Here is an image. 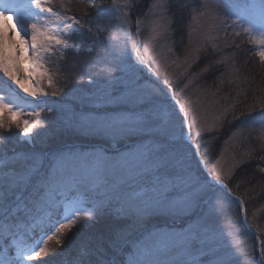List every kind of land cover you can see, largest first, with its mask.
Instances as JSON below:
<instances>
[{
    "label": "rangeland",
    "instance_id": "obj_1",
    "mask_svg": "<svg viewBox=\"0 0 264 264\" xmlns=\"http://www.w3.org/2000/svg\"><path fill=\"white\" fill-rule=\"evenodd\" d=\"M173 1L169 0V3L172 2L176 7L181 6L188 9L186 11L188 18L186 35L182 40L175 37L178 33L174 32V22L169 15V9L166 11L167 19L170 21L167 35L152 39L153 20L159 19V13L152 7L156 0L152 3L144 20H141L136 14L132 17L130 10L124 7L126 3L116 0L119 9L110 13V19L102 25V32H96L94 26V34L87 33L85 29H79V32L73 37L71 42L79 44L81 51L66 49L63 58L42 61L44 68L40 71H46L48 75L36 74L30 80L29 71L26 70L29 69V66L31 69L33 62L27 64L28 61H26L24 63L25 67L19 70L21 72L20 80L29 89L32 86L33 91L38 94L37 97L26 94L22 89H20L21 97L15 96L13 90L18 85L0 73V96L7 97L6 93H8L19 102L24 100L28 108L25 114H21L17 118L21 127H23L24 120H27L30 126L39 123L45 124V129L33 130L34 133L42 132V135L37 137L33 143L26 142L22 132L14 124L10 133L0 129V139L6 138L5 143L0 145V157L35 155L44 167L56 164L57 157L63 158L60 162L66 171L65 186L55 197L57 205L59 206L60 203L63 205L57 215L50 210L57 220L70 214L77 207L82 210L89 207L90 204H86L84 201L103 199L104 190L93 188L91 184L94 180L95 158L79 155L91 153L99 146V142L91 143V139L95 138L81 135L77 130L65 125L63 121L70 118L72 114V109L65 104V99L74 96L69 92L71 90L80 93L74 86L78 81L76 77L80 67H77V64L81 60L87 59L90 64L87 62L88 66L85 64V68L92 65L98 69H94V71H98L96 75L104 77L109 72L110 58L113 55L117 58L120 47L124 46L125 42L127 48L131 50L132 43L135 41L141 57L146 62V67L140 71L144 72L146 78L143 79L140 72L130 73V78L141 85L151 82L153 88L162 89L163 94L160 99L166 101V106L171 105L173 99L178 101L184 107L188 117L195 121L191 125V141L188 143V138L185 136V145L182 146L181 151L191 158L194 148L198 149V157L203 163L209 167L215 165L213 172H219L223 184L234 197H239L238 202L222 188L217 187L212 190L210 193L212 199L209 200L208 208V226L212 229L211 235L214 236L215 242L219 246L234 251L233 264H250L251 261L258 258L259 242L264 240V197H262L264 194L260 192V185L256 184V193L253 194L256 196H252L248 208L242 197L247 188L241 189L240 181H237L239 186L230 184H232L238 168L245 165L249 159L260 156L256 154L257 151L264 152V127L258 121L254 124L242 125V121L248 119L244 114L235 116L234 122L228 126L229 123L226 121L238 110L239 97L233 95L234 91L239 92V87H237L239 81L237 82V80L242 78L241 73H238L232 62L234 53L244 52L247 59L252 57L260 68L264 66V61H261L259 56V53L264 51V43H262L264 41V0ZM7 2L12 5L16 4V6L19 4L23 7L20 15L27 16L28 13L24 7L32 6L34 0H7ZM88 5L89 0H51L52 11L56 15L84 18L83 11ZM205 5L208 6L205 7ZM107 7L105 6V8ZM123 13H127L129 16L127 24L122 20ZM202 13L203 15H201ZM194 16L198 17V22L192 19ZM53 21L54 24L58 22L55 21V17H53ZM93 23L95 24V22ZM243 29H250V31L245 32ZM237 32L240 35H236ZM88 49H91V52L87 51ZM205 58H208L209 61L205 62L203 60ZM131 59L130 63L135 61L134 52ZM94 64H99V66L95 67ZM205 68L207 71L204 70ZM217 71L219 72L217 73ZM209 73L213 74V77L202 82L201 79H204ZM49 75L52 76V87H49L48 84ZM8 81L11 82V88L6 85L9 84ZM224 86H227L228 90ZM116 87L120 89L118 85ZM132 87L135 89L136 86L132 85ZM41 89L49 93L59 89L60 94L56 97L51 95L40 97ZM109 91L111 92L113 89L110 88ZM60 99L63 101H59ZM41 100L47 101L49 105L55 107L56 111L51 114L47 111L40 112L37 116L33 109L39 111L37 106ZM7 103L12 105L10 102ZM14 111L20 112V109L16 108ZM63 113L69 114L65 117ZM224 113H227V120L220 121L219 117ZM7 115V111L0 110V116L7 117ZM213 127H215L214 131H207ZM198 131L200 135H196ZM58 136L65 137V139L58 142ZM95 141L97 140L95 139ZM45 144L49 145L45 146ZM131 145L132 141H126L118 147L121 151H126ZM42 146L44 147L41 148ZM108 155L112 158L109 163H114L115 158L111 150ZM258 159V164L264 167L261 162L264 161V154H261ZM33 216L34 218L28 219L19 230H24L26 225L27 228H31L34 224L50 223V218L44 217V213L33 214ZM110 223L131 226L130 235L141 240L149 258L156 264H185L188 259V248L186 247L190 231L188 217L182 215L149 217L141 224L135 225L132 219L115 222L113 216L105 215L95 223L89 221L85 222L84 226L72 228L71 231L65 230L63 233L66 234L63 240L65 238L68 240L70 237L72 239L69 244H64V247L57 243L53 244L56 242V239H53L48 241L45 252L35 260L17 261V264H42V261H47V264H62L61 258L67 257L65 259L68 260L70 251H72V241L76 242L79 238L86 236L82 235L83 232L102 231ZM21 232L19 231V233ZM63 233H58L57 238L61 239L60 236ZM24 240L16 241L17 246L9 249L7 255L15 256L17 250L28 251L37 242L36 240L29 244ZM0 244L3 246V250L0 251V264H3L4 246L8 242L0 241ZM52 253L57 255L53 256Z\"/></svg>",
    "mask_w": 264,
    "mask_h": 264
},
{
    "label": "snow or ice",
    "instance_id": "obj_2",
    "mask_svg": "<svg viewBox=\"0 0 264 264\" xmlns=\"http://www.w3.org/2000/svg\"><path fill=\"white\" fill-rule=\"evenodd\" d=\"M34 6L39 11L32 14V19L14 21L13 15L6 12L14 6L7 0H0V73L30 96L37 97L36 91H30L21 82L14 67L17 60L29 51L24 45L31 46L33 57L29 79L36 74L48 75L46 71H40L44 68L42 61L63 58L66 49L81 51L79 44L71 42L79 29L94 34L95 26L96 32H102V25L119 6L116 0L107 8L104 0H89V6L97 10V15L89 17L87 21L83 17L56 15L52 11L51 0H34ZM124 7L131 10L134 5L126 4ZM152 7L159 13V19L153 20L152 39L155 40L166 36L169 31L170 21L166 11L171 4L169 0H156ZM53 17L58 21L55 27L52 26ZM192 19L198 22V17L194 16ZM5 20L13 21L11 29L3 27ZM122 20L125 24L129 23L127 13H123ZM243 31L249 32L250 29ZM9 32L12 38L21 39L19 54L9 41ZM22 33L27 39L22 38ZM235 34L240 35L239 32ZM87 51L91 52V49ZM133 52L135 61L129 63L127 61H131ZM259 56L264 61V51ZM117 60L120 61L118 66L101 80L88 76L87 83L92 86V90L84 96L88 110H73L71 117L64 121L66 126L99 142V146L91 153L79 155L95 158L94 180L91 184L93 188L104 190V198L84 201L90 206L83 210L77 207L58 219L49 231L39 237L34 247L28 251L17 250L15 256H8L9 249L17 246L19 228L28 219L34 218L33 214L44 213L45 217L50 218L49 210L57 204L55 197L65 186L66 171L60 162L62 157H57V163L49 167L42 166L35 155L0 157V236L11 237L4 246L3 264L33 261L45 252L48 241L53 239L64 247L62 239L57 238L58 233L71 231L77 225L84 226L85 222L95 223L105 215L113 216L117 222L132 219L135 225L149 217L186 216L189 218L190 231L186 244L188 259L185 264H233L234 251L219 246L211 235L208 208L209 200L212 199L210 193L217 187L224 189L238 202L239 197H234L227 189L219 172H213L215 165L209 167L203 163L198 157V149L194 148L191 158L181 151L185 145V136L188 143L191 141V125L195 122L188 117L184 107L174 99L171 105L166 106V101L160 99L162 89L153 88L151 82L141 85L130 78V73L143 71L146 67L137 43L133 41L129 50L125 42L120 47ZM204 70L207 71V68ZM116 72L121 75H116ZM78 80L83 81L84 76H80ZM48 84L49 87L53 85L51 75L48 76ZM117 85L120 91L115 90ZM132 85L136 86L135 89ZM110 88L113 91L110 92ZM59 94V89L51 93L41 89L39 96L56 97ZM37 107L39 111L33 109L37 116L40 112L47 111L51 114L56 111L45 100H41ZM0 110L8 113L7 117L0 116V129L10 133L14 124L28 143H33L42 135L41 131L34 133L33 130L45 129V124L30 126L24 120L21 127L17 119L21 113L14 111L3 96H0ZM219 119L226 121L227 113L222 114ZM233 119H236L234 113ZM257 121L264 127V107L258 118L250 117L242 121V125ZM214 130L215 127L207 129L209 132ZM196 135H200L199 131ZM5 141L6 138L0 139V145ZM126 141H132V145L126 151H121L118 145ZM109 150L115 158V162L111 164ZM131 231V226L114 224L107 236L101 235L82 244L75 258L71 262L65 259L62 264H156L149 258L141 240L130 235ZM42 264H47V261H42ZM250 264H264V240L259 242L258 258Z\"/></svg>",
    "mask_w": 264,
    "mask_h": 264
},
{
    "label": "trees",
    "instance_id": "obj_3",
    "mask_svg": "<svg viewBox=\"0 0 264 264\" xmlns=\"http://www.w3.org/2000/svg\"><path fill=\"white\" fill-rule=\"evenodd\" d=\"M118 1H124L126 4H133L134 7L130 10V15L133 17L136 14L141 20H144L147 12L149 11L152 3L155 0H118ZM104 3H105V6L107 7L110 4H112V0H104ZM127 10H129V8H127ZM187 10H188L187 8H182L181 6L176 7L171 2V7L169 9V15L172 17L173 22H174V25H173V29L175 30L174 32L178 33V35H175V37L177 39H180V40H182L186 35V27H187V23H188V18H187V13H186ZM83 12H84L83 16H84L85 21L89 20V17L97 15V10L90 7L89 5L87 7H85ZM86 13H87V15H86ZM113 56L110 58L109 69H108L109 71L114 70L118 66V64L120 63V61H118L117 58L113 57ZM247 58L248 57L244 54V52H241V51L235 52L234 55L232 56L233 65L236 66L238 73L240 72L241 77H242L241 80H237V82L238 81L240 82V83L239 82L237 83V85H238L237 87H239L238 88L239 92L237 93V91H234L235 94H237V95L234 94L233 96L239 97L238 98L239 103L237 104L238 106L236 105L238 110L234 115L239 116L243 113L244 115H246L245 118L249 119L250 117H257L258 118L261 115V108L264 107V66L260 68L257 65L256 61H254L255 59L253 60L252 57L249 59H247ZM203 60L205 62L209 61L208 58H205ZM87 62L89 63V61L87 59H84L83 61L81 60L79 64H77V67L78 66H80V67H79V69L77 68L78 74H77L76 79H78L82 75L84 76V80L83 81L78 80L77 84L74 86V88H76L77 91H80V93H78V92L75 93V92H72V90H71L69 92H71L74 96H72L71 98L65 99L66 100L65 104H67L72 109V111L73 110L79 111L81 108H84V110L87 109L86 102L84 101V96L87 92L92 90V86H90L87 83L88 76H92L94 79H97V80H101L103 77L102 75L101 76L96 75L98 73V71H94V69L95 70H98V69L92 67V65L85 68L86 65L88 66V64H86ZM127 62H129V61H127ZM96 65L99 66V64H94L95 67H96ZM223 68L225 69V67H223ZM214 72H216V70H214ZM218 72L219 71H217V73ZM68 73H69V71H68ZM119 73L120 72H116V75H118ZM140 73H141L140 74L141 77L143 79H145L146 77L143 74L144 72H140ZM212 77H213V74H211V73L206 74L204 79H201V81L204 82L208 79H211ZM224 87L226 90H228L227 86H224ZM237 87H236V89H237ZM115 90L120 91V89H117V87ZM230 90H231V87H230ZM232 90H233V88H232ZM59 101H63V100L60 99ZM253 107L255 108V110H253ZM68 114L69 113H63V116L66 117ZM226 122L229 123V124H227V126L232 124L234 122L233 116L231 118H229L228 121H226ZM62 134H64V133H62ZM61 139H65V137L64 138H61V136L57 137L58 142ZM90 142L94 143V142H98V141H95V139L94 140L91 139ZM48 145L49 144H45V146H48ZM43 147L44 146H42L41 148H43ZM256 154H259L260 156H256L257 158L255 157L254 159H249V161H247L245 163V165H243L241 168H238V170L235 173L234 180H232L233 182H232V184H230L231 186L232 185L234 186L235 184L238 185L237 181H240V183L242 184L241 189L244 190V188H247L245 190V194H243L242 197H243V200H244V202L248 208L250 207L253 194L256 193V191H255V185L256 184L260 185V190H261L260 192L264 194V171H261V169L264 167H262L261 164L260 165L258 164V160H259L258 157H261V154L263 155L264 152L257 151ZM261 162L264 166V161L262 160ZM254 196H256V195H254ZM262 197H264V196H262ZM256 202H258V201H256ZM62 205H63V203H60L58 208H51L50 210L57 215L61 211ZM58 218H59V216H58ZM56 220H57V217H55V215L51 213V216L49 219L50 223L44 224V222H43V224H41V225L34 224V225H32L31 228H27V225H26L27 229L25 228L24 230H19L22 232L17 235L16 241H21V240L25 239L24 242H28L30 244V242L32 243V242L38 240L39 237L44 232L50 230L51 226L53 224H55ZM79 226L80 225H77L76 227H74V229L79 227ZM112 226L113 225L110 223V225L102 231H99V232H97V231L83 232L82 235H86V236L79 238L76 242H73V241L71 242L72 243V245H71L72 251H70L68 261L71 262L75 258V256L79 252L82 244L88 243V242H90V240L92 238H95V237H98L101 235L107 236L109 234ZM65 234L66 233H63L60 237H61L62 241L64 242V244H69L72 238L70 237V238H68V240H67V238H65L63 240ZM10 240H11V237L0 236V241H6L9 243ZM53 244H56V242H54ZM2 247L3 246L0 244V251L3 250ZM65 258H67V257L61 258L60 262L62 263Z\"/></svg>",
    "mask_w": 264,
    "mask_h": 264
},
{
    "label": "bare ground",
    "instance_id": "obj_4",
    "mask_svg": "<svg viewBox=\"0 0 264 264\" xmlns=\"http://www.w3.org/2000/svg\"><path fill=\"white\" fill-rule=\"evenodd\" d=\"M32 4H33L32 6L24 7L25 10L27 11L28 15H27V16H23V18L32 19V18H33V17H32V14H33V13H36V12L39 11L38 9L35 8V6H34V2H32ZM30 5H31V4H30ZM13 6H14V5H13ZM15 6H16V4H15ZM12 8H14V7H12ZM16 8H17V9H16ZM16 8H14V10H13V9H10L11 12H12V14H14V13L17 12V11H19L18 9H23V7L19 6V4H17ZM8 10H9V9H7L6 11H8ZM53 10H54V9H53ZM57 12H58V11H57ZM58 13H59V12H58ZM16 20H17V19H16ZM16 20H15V21H16ZM24 20H25V19H24ZM57 23H58V22H57ZM57 23H56V24H57ZM12 24H13V21H11V24L3 23V27H5V28H7V29H11ZM56 24H54V22H53L52 26L55 27ZM17 26L19 27L20 25H17ZM22 38H23V39H27V37H25V36L23 35V33H22ZM9 41H10V43L13 45V47L16 49L17 54H19V50H20V48H21V39L12 38L11 33L9 32ZM24 47H27V48L29 49L30 53L32 54V52H31V46H30V45H24ZM23 57L26 58V55H24ZM23 57H22V58H23ZM30 58H32V62H33V57H32V55H31ZM17 67H21V65H20V64H17ZM26 71H28V70H26ZM16 72H17L18 76L20 77L21 72H20L18 69H16ZM25 74H26V73H25ZM25 74H24V75H25ZM22 76H23V75H22ZM23 77H24V76H23ZM7 83H9V84H6V85L9 86V87L11 88V82L8 81ZM29 90H30V91H33L32 86L30 87ZM13 92H14V95H15V96H20V97H21V90H20V88L17 87L16 89L13 90ZM26 94H28V93H26ZM6 95H7V97H5V99L7 98L6 102H10V103L12 104V105H10V106L13 108V110L16 109V108H19L21 114H25V113L27 112V109H28V108L26 107V105H25V103H24V100H23L22 102H19V101L16 100L12 95H9L8 93H6ZM5 111H6V110H5ZM53 208H58V205L56 204V206L53 207Z\"/></svg>",
    "mask_w": 264,
    "mask_h": 264
}]
</instances>
